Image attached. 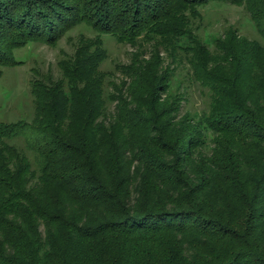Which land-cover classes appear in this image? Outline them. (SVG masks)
<instances>
[{
    "label": "trees",
    "instance_id": "16d2710c",
    "mask_svg": "<svg viewBox=\"0 0 264 264\" xmlns=\"http://www.w3.org/2000/svg\"><path fill=\"white\" fill-rule=\"evenodd\" d=\"M209 3L258 39L203 40ZM77 25L95 35L31 81L32 120L0 122V264H264V0H0V77ZM104 37L135 50L119 77Z\"/></svg>",
    "mask_w": 264,
    "mask_h": 264
},
{
    "label": "rangeland",
    "instance_id": "374dc122",
    "mask_svg": "<svg viewBox=\"0 0 264 264\" xmlns=\"http://www.w3.org/2000/svg\"><path fill=\"white\" fill-rule=\"evenodd\" d=\"M201 17L191 19V27L200 37H217L228 27H234L238 33L249 38L258 39V34L249 15L241 6L229 3H209L200 7ZM93 37L95 32L88 26L77 25L69 30L54 46L44 43H29L14 50L13 57L18 63L5 67L0 77V122L13 123L18 121L30 122L34 116L33 96L30 92L31 81L35 78L46 77L56 79L60 76L58 61L64 54H73L78 44V35ZM106 59L101 64L103 71L111 72L115 77L116 64L128 63L130 55L135 51L128 44H119L112 37H104ZM211 47V45H210ZM212 48V47H211ZM146 52L149 47L146 46ZM161 56L169 60L166 53ZM186 68L178 67L180 76L185 74ZM188 88L189 100L186 104L191 110H201L206 102L205 96L199 92V87L184 81Z\"/></svg>",
    "mask_w": 264,
    "mask_h": 264
}]
</instances>
